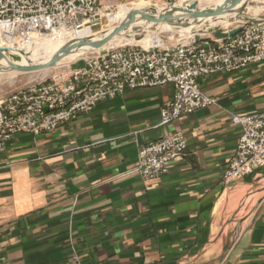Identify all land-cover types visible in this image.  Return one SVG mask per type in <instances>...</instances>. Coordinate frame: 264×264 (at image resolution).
<instances>
[{
    "label": "crops",
    "instance_id": "crops-1",
    "mask_svg": "<svg viewBox=\"0 0 264 264\" xmlns=\"http://www.w3.org/2000/svg\"><path fill=\"white\" fill-rule=\"evenodd\" d=\"M200 85L219 104L171 124H161L175 94L166 84L16 135L0 153V264H264V193L234 236L222 234L243 192L264 182V166L224 181L242 134L233 115L264 111V61ZM176 131L188 146L165 175L133 172L143 145Z\"/></svg>",
    "mask_w": 264,
    "mask_h": 264
},
{
    "label": "built area",
    "instance_id": "built-area-1",
    "mask_svg": "<svg viewBox=\"0 0 264 264\" xmlns=\"http://www.w3.org/2000/svg\"><path fill=\"white\" fill-rule=\"evenodd\" d=\"M165 1L172 5L178 0ZM116 9L112 0H0V44L7 47L10 42L15 45L41 35L76 37L81 28L102 24ZM238 26L241 31L228 37L197 34L169 45L128 43L111 46L106 53L90 51L82 59L84 66L77 64L68 75L56 73L3 95L0 153L16 135L54 131L126 90L173 84L174 97L161 111L162 125L219 104L218 97L201 89L202 78L264 61V17L240 21L231 29ZM232 119L242 127V134L224 174L227 184L264 166V111L234 114ZM187 146L183 131L148 142L140 148L133 172L145 180L159 179L173 161L185 155ZM65 264L83 263L75 258Z\"/></svg>",
    "mask_w": 264,
    "mask_h": 264
},
{
    "label": "bare ground",
    "instance_id": "bare-ground-1",
    "mask_svg": "<svg viewBox=\"0 0 264 264\" xmlns=\"http://www.w3.org/2000/svg\"><path fill=\"white\" fill-rule=\"evenodd\" d=\"M190 1L192 0H183L181 4L176 6L177 9L175 12V16L179 20L177 27L165 22L154 24L151 21L142 19L141 16L138 14L136 16L137 19L136 22L129 27L127 32H124V34L115 38L110 45H107L106 49H108L111 46L122 44L124 42L127 43L133 42L139 38H144L146 35L152 33H159L156 31L152 32L151 30L152 27H155L157 30H171L174 32L179 31L184 33L188 38L200 34L201 31L208 30L210 27H214L220 24L223 25L230 24L233 22V20H236V14L234 13H225L209 18H194L193 16H191L190 12H188V11H205L208 8L217 9L219 6L224 5V3H226L228 0H208L210 3H212V6H208L205 8H193V7L189 8L188 3ZM199 1H203V0H199ZM164 9L166 8H161L154 4H142L134 7L131 11L128 12L123 8L121 10H117L114 13L110 14L109 18L111 20H118V22L120 23L128 19L134 10H149L150 13H155V15L158 16L161 13V11H163ZM231 14H234V16H230ZM137 26L141 27L142 29L140 31L135 30L134 28ZM91 31L92 28L87 25L79 30L78 36L76 37L82 38V37H88L94 35L91 33ZM142 31H145L146 34L143 35ZM68 40H70V38L68 39H65L63 37L53 38L51 36L41 35V36H35L33 39L29 41L20 40V42H18V45H13L14 42H10L9 46H7L11 51L10 52L11 55L9 56L10 62L4 59L2 60L0 59V73L18 71L10 68L11 62L19 63L21 65L47 63L55 56V54L59 51V49L63 45H65V43L68 42ZM0 47H6V46L0 44ZM86 49L87 48H81L67 56H64L57 63V65L61 63V61L78 58L79 56H81L83 53L86 52ZM55 67L56 66L45 67L38 70H40L41 73H43V76L45 77L49 73H51V71Z\"/></svg>",
    "mask_w": 264,
    "mask_h": 264
},
{
    "label": "rangeland",
    "instance_id": "rangeland-1",
    "mask_svg": "<svg viewBox=\"0 0 264 264\" xmlns=\"http://www.w3.org/2000/svg\"><path fill=\"white\" fill-rule=\"evenodd\" d=\"M112 1H114L115 4L117 5V9L115 11L121 10L123 8L127 12L131 11L134 7L142 4H154L161 8H168L174 5L177 6L181 4V2H183V0H178L177 2H174L172 5H167L165 3L166 2L165 0H112ZM208 6H212V3H210L208 0H203V1L192 0L188 3L189 8L191 7L205 8ZM244 15L255 18L264 17V0H253L252 4L246 10ZM230 16H234V14H231ZM118 23H119L118 20H111L110 18H104L102 24L92 27L91 33L97 34L110 30ZM237 23L238 22H232L230 24H224V25L220 24L214 27H210L208 30L205 31L203 30L201 31L200 34L213 35L216 33V31H227L228 29L233 28V26H236ZM151 30L152 32L156 31L159 33H152L146 35L144 38H139L130 43H134V44L137 43L145 47H151L155 44H161V45L174 44L186 38V35L180 32H174L171 30H157L156 28H151ZM142 34L145 35L146 32L142 31ZM112 42H110L108 45H110ZM122 44H128V43L124 42ZM15 45H18V43ZM88 53L89 52H85L76 59L64 60L65 62L61 61V63L55 65L56 67L51 71V73H49L45 77L43 76V73H41L40 70H34L29 72L13 71L7 73H0V97H2L3 95H7L12 91L27 87L31 84L41 82L46 79H50L56 73H61V74L63 73L68 75L71 71V68L79 64L82 61L83 57L86 56V54ZM263 193H264V182L261 181L260 179L255 180L254 183L250 187H248L247 190L243 192L238 207L234 209L233 214L229 217L228 221L225 223L223 227L222 234L224 238L228 239L236 234L237 226H239L240 221L250 212L252 205L256 203V201L261 197V195H263Z\"/></svg>",
    "mask_w": 264,
    "mask_h": 264
},
{
    "label": "water",
    "instance_id": "water-1",
    "mask_svg": "<svg viewBox=\"0 0 264 264\" xmlns=\"http://www.w3.org/2000/svg\"><path fill=\"white\" fill-rule=\"evenodd\" d=\"M253 0H228L224 5L219 6L217 9H211L208 8L205 11H188L190 12L191 16L194 18H209V17H215L220 14L225 13H234L236 14V20H233V22H240L243 20H255V17L246 16L244 15L246 10L249 8V6L252 4ZM177 7L170 6L157 16L155 13H150L149 10H134L128 19L118 23L115 25L112 29L97 33L88 37H71L70 40H68L65 45H63L59 51L55 54V56L47 63L44 64H30V65H21L19 63H10V68L13 70L23 71V72H29L38 70L45 67H52L57 65V63L64 57L67 56L76 50H79L81 48H87L86 52L100 50L102 53L107 52V45L112 42L115 38L118 36H121L124 34V32H127L129 27L136 22V16L139 14L142 19H145L147 21H151L154 24L165 22L169 23L175 27L178 26L179 20L175 16ZM155 28V27H152ZM135 30L140 31L141 27L137 26L134 28ZM241 31V27H235L234 29H231L230 31H216L217 35L221 37H228L233 36ZM179 32V31H176ZM182 33V32H180ZM126 34V33H125ZM9 47H0V59H4L8 62L10 54ZM80 66H84V62H80Z\"/></svg>",
    "mask_w": 264,
    "mask_h": 264
}]
</instances>
